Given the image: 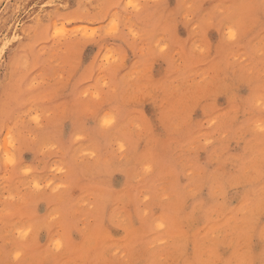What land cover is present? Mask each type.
I'll return each mask as SVG.
<instances>
[{
	"label": "rangeland",
	"instance_id": "374dc122",
	"mask_svg": "<svg viewBox=\"0 0 264 264\" xmlns=\"http://www.w3.org/2000/svg\"><path fill=\"white\" fill-rule=\"evenodd\" d=\"M0 264H264V0H0Z\"/></svg>",
	"mask_w": 264,
	"mask_h": 264
},
{
	"label": "bare ground",
	"instance_id": "6f19581e",
	"mask_svg": "<svg viewBox=\"0 0 264 264\" xmlns=\"http://www.w3.org/2000/svg\"><path fill=\"white\" fill-rule=\"evenodd\" d=\"M5 143H7V142H5ZM11 143H12V142H11ZM11 143H10V144H11ZM12 145H13V144H11V146H10L11 148L13 147ZM7 146H8V145H7ZM7 150H8V149H7ZM5 152L7 153V151H5ZM8 155H9V154H8ZM10 155H11V153H10ZM6 160H7L9 163H11V164L14 163V162L12 161V158H9V156L7 157ZM13 160H14V159H13ZM12 162H13V163H12Z\"/></svg>",
	"mask_w": 264,
	"mask_h": 264
}]
</instances>
